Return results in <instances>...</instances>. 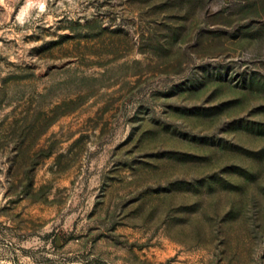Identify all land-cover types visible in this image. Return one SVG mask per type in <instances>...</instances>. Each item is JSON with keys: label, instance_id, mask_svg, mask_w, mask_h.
Segmentation results:
<instances>
[{"label": "rangeland", "instance_id": "1", "mask_svg": "<svg viewBox=\"0 0 264 264\" xmlns=\"http://www.w3.org/2000/svg\"><path fill=\"white\" fill-rule=\"evenodd\" d=\"M0 264H264V0H0Z\"/></svg>", "mask_w": 264, "mask_h": 264}]
</instances>
